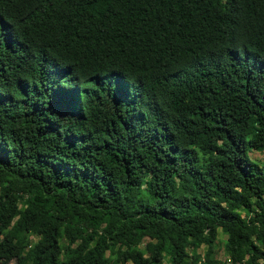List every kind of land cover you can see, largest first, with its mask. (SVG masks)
Segmentation results:
<instances>
[{"label": "trees", "instance_id": "1", "mask_svg": "<svg viewBox=\"0 0 264 264\" xmlns=\"http://www.w3.org/2000/svg\"><path fill=\"white\" fill-rule=\"evenodd\" d=\"M263 151L264 0H0V264H264Z\"/></svg>", "mask_w": 264, "mask_h": 264}, {"label": "rangeland", "instance_id": "2", "mask_svg": "<svg viewBox=\"0 0 264 264\" xmlns=\"http://www.w3.org/2000/svg\"><path fill=\"white\" fill-rule=\"evenodd\" d=\"M225 1H227V0H225ZM251 157L253 159H255L256 161H258V162L259 161H262L263 162L264 161V151L263 152H253L251 154ZM225 240H226V236L223 235L222 233H220L219 243H218V246H217V248H218V255H217V257L221 261H226L228 259V256H227V254L224 251V245H223V243H224ZM204 251H205V247L201 248L199 252L202 254V253H204ZM11 264H15V263L12 262Z\"/></svg>", "mask_w": 264, "mask_h": 264}]
</instances>
